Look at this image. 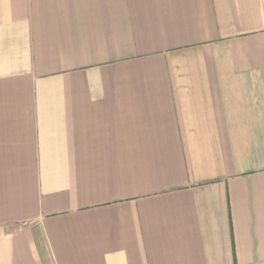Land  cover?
<instances>
[{
    "label": "crops",
    "instance_id": "obj_1",
    "mask_svg": "<svg viewBox=\"0 0 264 264\" xmlns=\"http://www.w3.org/2000/svg\"><path fill=\"white\" fill-rule=\"evenodd\" d=\"M0 264H264V0H0Z\"/></svg>",
    "mask_w": 264,
    "mask_h": 264
}]
</instances>
